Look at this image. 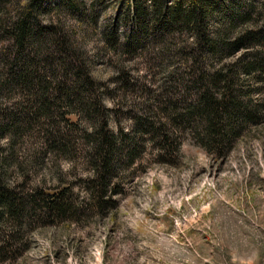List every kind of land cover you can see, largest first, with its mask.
I'll use <instances>...</instances> for the list:
<instances>
[{"label":"trees","instance_id":"16d2710c","mask_svg":"<svg viewBox=\"0 0 264 264\" xmlns=\"http://www.w3.org/2000/svg\"><path fill=\"white\" fill-rule=\"evenodd\" d=\"M105 5L103 0L90 6L85 0H30L14 17L0 18V140L8 137L15 144L25 135L38 137L48 151L86 156L92 170L83 184L86 201L69 189L24 192L0 182V221L7 227L76 220L114 207L120 172L140 157L147 138L161 157L177 154L184 134L225 157L240 133L264 117V103L253 99L249 85L264 84V0H122L105 25V48L96 57L104 58L106 51L116 55L114 89L94 79L95 59L82 51L78 30L61 21L70 16L88 32L96 30ZM52 12L59 19L45 21ZM237 54L235 62L222 64ZM124 57L147 58L151 69L162 71L163 84L153 89L136 83L122 65ZM120 92L145 100L134 101L128 111L132 130L115 134L108 129L111 110L103 98L116 99ZM71 112L82 115L90 129L69 124L65 114ZM3 154L0 146V173ZM23 240L19 231L0 232V264Z\"/></svg>","mask_w":264,"mask_h":264},{"label":"rangeland","instance_id":"374dc122","mask_svg":"<svg viewBox=\"0 0 264 264\" xmlns=\"http://www.w3.org/2000/svg\"><path fill=\"white\" fill-rule=\"evenodd\" d=\"M29 1L2 0L0 18L14 17L16 8ZM85 1L90 6L97 0ZM103 1L106 5L99 11L96 30L88 32L70 16L62 15L61 21L66 28L78 30L82 51L95 59L94 79L114 89L116 55L106 51L104 58L96 57L105 48V25L122 0ZM57 19L54 12L44 17L45 21ZM238 57L225 58L222 64ZM123 59V67L136 83L153 89L163 84L162 71L151 69L147 58ZM249 85L255 90L253 99L264 103V84L252 80ZM115 95L116 99L111 94L103 98V106L111 110L108 129L115 134L120 128L131 131L128 111L134 101L141 104L145 98ZM65 119L90 129L77 112L66 113ZM0 146L4 186L44 193L69 189L79 201L88 198L83 184L92 170L86 156L48 151L45 140L30 135L15 144L6 137ZM161 155L147 138L140 157L120 172L116 205L102 214L95 210L76 220L24 224L20 230L0 221V232L5 228L24 237L19 250L1 264H264V117L240 133L225 157L209 152L188 134L182 136L177 154ZM5 158H10L8 164Z\"/></svg>","mask_w":264,"mask_h":264}]
</instances>
